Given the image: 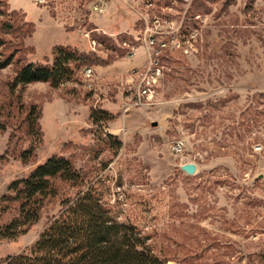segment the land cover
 <instances>
[{
	"label": "rangeland",
	"instance_id": "1",
	"mask_svg": "<svg viewBox=\"0 0 264 264\" xmlns=\"http://www.w3.org/2000/svg\"><path fill=\"white\" fill-rule=\"evenodd\" d=\"M151 1L0 0V22H13L0 35L21 42L0 48V61L13 55L0 67V226L16 213L2 200L12 184L60 155L118 221L151 235L167 264H264V0ZM55 45L90 61L57 86L11 87L23 61L50 63ZM140 84L150 92L138 102ZM32 106L38 138L24 122ZM93 109L110 118L94 123ZM59 209L48 202L25 234L0 239V264L27 251Z\"/></svg>",
	"mask_w": 264,
	"mask_h": 264
},
{
	"label": "trees",
	"instance_id": "2",
	"mask_svg": "<svg viewBox=\"0 0 264 264\" xmlns=\"http://www.w3.org/2000/svg\"><path fill=\"white\" fill-rule=\"evenodd\" d=\"M23 25L27 27L23 29L26 34L31 31L30 23L25 21L16 27ZM12 29L11 20L0 22V32L10 33ZM6 43H14L16 48L21 45L19 40L7 42L0 35V48ZM12 59L10 54L0 61V67ZM89 61L90 56L76 48L55 45L50 63L23 61L15 71L11 87L35 81L57 86L71 80L76 69ZM90 117L98 123L108 120L110 115L102 109H93ZM38 119L39 110L30 107L24 122L27 133L37 138ZM108 138L120 146L114 137ZM33 152V145L22 151V161L29 160ZM11 188L12 193L3 195L2 200L14 203L16 213L0 226V239L14 240L25 234L40 219L48 202L58 200L60 209L29 249L9 258L7 264H167L168 258L157 253L150 242L151 235L133 223L118 221L103 203L98 189L86 181L67 157H49Z\"/></svg>",
	"mask_w": 264,
	"mask_h": 264
},
{
	"label": "built area",
	"instance_id": "3",
	"mask_svg": "<svg viewBox=\"0 0 264 264\" xmlns=\"http://www.w3.org/2000/svg\"><path fill=\"white\" fill-rule=\"evenodd\" d=\"M36 1L39 2V3H42L45 0H36ZM146 5L147 6L152 5V1L151 0H146ZM91 7L95 11H101L102 8H103V4L102 3H98V2H94V3H92ZM151 40L153 41V39H151ZM91 42H92L93 45H95V43H96L94 39H91ZM83 73L88 75V76H90L91 74H93V69L90 66H86L83 69ZM149 92H150V87L149 86H147L145 84H140L139 91L137 93L138 94L137 95L138 102H140L141 98L146 96ZM182 145H183V142L181 140H175L174 144H173V149L175 151H179V150L182 149Z\"/></svg>",
	"mask_w": 264,
	"mask_h": 264
},
{
	"label": "water",
	"instance_id": "4",
	"mask_svg": "<svg viewBox=\"0 0 264 264\" xmlns=\"http://www.w3.org/2000/svg\"><path fill=\"white\" fill-rule=\"evenodd\" d=\"M152 124L155 125L156 122H153ZM181 168H182L184 171H186L187 173H190V174L194 173L195 170H196V166H195V164H194V163H191V162H188V163H184V164H182V165H181Z\"/></svg>",
	"mask_w": 264,
	"mask_h": 264
}]
</instances>
